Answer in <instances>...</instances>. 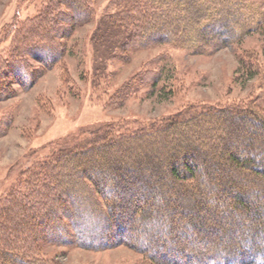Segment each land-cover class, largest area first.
I'll list each match as a JSON object with an SVG mask.
<instances>
[{
	"label": "trees",
	"instance_id": "trees-1",
	"mask_svg": "<svg viewBox=\"0 0 264 264\" xmlns=\"http://www.w3.org/2000/svg\"><path fill=\"white\" fill-rule=\"evenodd\" d=\"M111 1L115 11L101 17L91 36L98 58L151 45L186 44L194 52L210 45L223 47L260 24L242 10L255 6V1ZM47 6L40 20L25 26L22 39L14 41V62L31 56L50 69L64 51L57 39L68 38L93 14L91 0H49ZM44 20H62L63 25L43 28ZM241 68L243 76L248 74L245 65ZM25 74L15 76L23 86L27 80L31 85L39 73ZM125 85L115 96L120 103L130 88ZM116 126L60 146L22 170L19 190L0 197V264H50L37 252L44 238L94 249L126 244L142 256L138 264H264V220L235 231L234 226L244 223L236 217L223 231L202 217L230 197L228 215L264 212V202L259 201L264 195H255L256 189H264V114L240 104L200 102L130 130L119 125V132ZM242 146L254 154L241 155ZM221 172L229 174L222 178L217 175ZM167 180L172 184L163 197L155 188ZM205 192L214 194L206 198ZM79 194L86 197L79 199ZM156 198H164L166 206L152 211ZM19 213L22 218H17ZM146 229L150 231L139 236ZM166 229L173 231L162 233ZM200 230H209V239L223 232L218 238L232 247L203 250Z\"/></svg>",
	"mask_w": 264,
	"mask_h": 264
},
{
	"label": "rangeland",
	"instance_id": "rangeland-1",
	"mask_svg": "<svg viewBox=\"0 0 264 264\" xmlns=\"http://www.w3.org/2000/svg\"><path fill=\"white\" fill-rule=\"evenodd\" d=\"M246 1L257 3L242 10L249 11L254 22L260 21L259 28L247 33L243 31L226 46L210 45L194 52L186 44L181 47L151 45L132 49L127 55L115 52L116 55L111 57L107 53L104 58H98L94 54L92 32L101 17L114 12L115 7L111 0H91V18L76 26L68 38L57 39L64 51L53 66L45 70L31 56L23 63L14 62L11 51L17 44L14 41L22 39L24 27L40 20L39 15L46 10L49 0H0V92L6 89L0 93V197L19 190L20 174L33 160L41 161L58 147L71 145L110 124L126 125L130 130L186 111L200 102L219 106L240 104L264 114V0ZM245 12L241 14L243 18L248 16ZM55 22L41 21L45 24L43 28L56 26L57 29L63 25L62 20ZM243 65L248 73L244 76ZM27 71L39 74L31 85L29 80L25 81V86L20 85L15 76L26 77ZM126 83L130 88L120 103L115 96L123 92ZM248 123L244 122L245 125ZM216 151H219L218 147ZM240 154L253 155L254 152L242 146ZM228 174L217 173L222 178ZM204 182L207 184L206 180ZM171 184L167 180L165 186L156 187L155 192L167 196ZM242 186L249 188L252 185ZM231 190L233 194L237 192L236 188ZM213 194L205 192L204 196L209 198ZM255 195H264V189H256ZM246 196L252 198V195ZM77 197L85 198L86 195ZM230 200L231 197L218 201L214 212H205L203 219L223 231L236 217L244 220L245 227L234 226L235 231H246V226L253 220H264V212L245 214L235 211L228 215ZM259 201L264 202L263 199ZM86 203H89L88 199ZM165 206L164 198H156L151 210L159 211ZM22 217L21 213L17 214V218ZM149 229L139 231V236ZM172 231L166 229L162 233ZM214 233L217 235L209 239V230L198 231V238L205 242L203 250L232 247L225 245V239L218 238L223 232ZM183 239L192 241L186 236ZM37 248L40 258L50 264H138L142 261V256L126 244L94 249L44 238Z\"/></svg>",
	"mask_w": 264,
	"mask_h": 264
}]
</instances>
